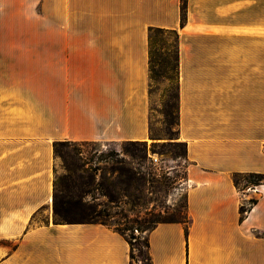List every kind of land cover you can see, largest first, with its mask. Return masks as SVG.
Here are the masks:
<instances>
[{"label": "crops", "instance_id": "obj_1", "mask_svg": "<svg viewBox=\"0 0 264 264\" xmlns=\"http://www.w3.org/2000/svg\"><path fill=\"white\" fill-rule=\"evenodd\" d=\"M13 2L0 0V239L20 240L0 264H129L108 225L52 221L53 145L148 139V27L177 31L187 219L148 230L149 264H264V183L231 179L264 174V0H185L181 26L179 0H37L25 43L8 40Z\"/></svg>", "mask_w": 264, "mask_h": 264}, {"label": "rangeland", "instance_id": "obj_2", "mask_svg": "<svg viewBox=\"0 0 264 264\" xmlns=\"http://www.w3.org/2000/svg\"><path fill=\"white\" fill-rule=\"evenodd\" d=\"M5 26V25H4ZM12 30L15 43L39 40L37 0H14ZM173 67L165 80L161 72L149 83L145 145L125 142L61 141L54 147V193L65 221L103 222L122 229L130 240L132 264H149L146 235L158 222L186 224L185 166L178 139L177 93L174 72L175 38L164 35ZM239 184L245 180L239 178ZM248 188V187H246ZM245 188V189H246ZM52 214V202H51ZM43 218L39 212L36 220ZM53 221V214L51 216ZM57 219V217H56ZM20 237L0 239V260L19 244Z\"/></svg>", "mask_w": 264, "mask_h": 264}, {"label": "trees", "instance_id": "obj_3", "mask_svg": "<svg viewBox=\"0 0 264 264\" xmlns=\"http://www.w3.org/2000/svg\"><path fill=\"white\" fill-rule=\"evenodd\" d=\"M180 1V18H179V25L181 26L184 21V12H185V0H179ZM164 35H172L175 38V51H174V72H175V84L177 83V31L175 29H164L159 27H148L147 28V96L149 95V83L150 81L157 75V72L155 70V67H158L157 71H160L161 76L165 80L171 79L169 76L170 70L173 68L171 67L169 61H168V46L164 39ZM177 93V92H176ZM150 130L148 127V138H150ZM60 142L54 143L53 147L57 145ZM125 143L130 144H140L145 145V141H125ZM183 146V157H185V144L183 142H180ZM239 178H242L245 180V183L243 185L239 184ZM231 179L233 181L234 186L238 190H243L246 187L252 188L255 185L264 183V174L262 173H254V172H248V173H233L231 175ZM253 203H255L254 198H250L247 200L245 205L239 206V218L241 219L245 212L248 210L249 206H251ZM52 214H53V222L54 223H71L66 220L67 211L64 210L63 213H60L57 202H56V196L54 193V181H53V196H52ZM57 217V219H56ZM91 222H97V221H91ZM103 223V222H100ZM105 224V223H103ZM155 225V224H154ZM153 225V226H154ZM152 226V227H153ZM150 227V228H152ZM114 231L118 232L120 235H122L128 245H129V264H132L131 260H133L135 263L138 262L137 259L133 258L132 252H131V243L130 240L124 235L122 229H113ZM184 233H186V227L184 226ZM147 246V242H146Z\"/></svg>", "mask_w": 264, "mask_h": 264}]
</instances>
